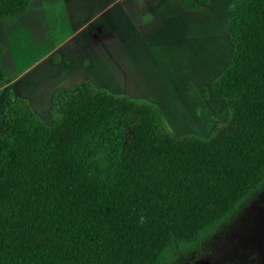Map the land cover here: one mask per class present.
Wrapping results in <instances>:
<instances>
[{
    "label": "trees",
    "instance_id": "obj_1",
    "mask_svg": "<svg viewBox=\"0 0 264 264\" xmlns=\"http://www.w3.org/2000/svg\"><path fill=\"white\" fill-rule=\"evenodd\" d=\"M32 2L0 0V22ZM208 4L183 0L190 12ZM227 19L231 61L212 91L229 119L210 139L173 136L157 105L88 81L56 92L48 125L5 101L0 264H163L264 187V0H233Z\"/></svg>",
    "mask_w": 264,
    "mask_h": 264
},
{
    "label": "crops",
    "instance_id": "obj_2",
    "mask_svg": "<svg viewBox=\"0 0 264 264\" xmlns=\"http://www.w3.org/2000/svg\"><path fill=\"white\" fill-rule=\"evenodd\" d=\"M232 1L209 0L208 6L204 7L203 10L190 12L184 8L183 0H178V6L180 2L182 4L181 8L177 6L180 14L176 17L178 20H173L175 18L170 15V10H168L170 7L166 0H33L29 10L22 17L0 22V44L4 47L1 64L11 80L9 85L1 89L2 110L4 111L5 101L15 102L21 99L28 102L31 109L42 121H46L47 110H52L56 92L80 87L85 81L90 82L99 90L108 89L107 81L101 83L97 78L102 74L108 77L113 76L115 79L117 46L120 45V50L124 53L131 54L134 48L135 50L143 49L145 45L146 51H148L149 46H153L155 50L152 52V62L143 57L145 65L154 67L153 72L158 73L159 83L164 88L165 85L171 88L168 92L170 97L168 101L171 102L175 98L179 100L183 104V113L185 114L184 110L189 111L190 109L187 101L193 100V96L199 88H193L192 81L190 83L188 80L191 78L192 70L188 69V73L186 68L185 78L180 81L181 86L178 87L171 75L163 69V64L160 62L165 50L169 49L166 44L171 43L170 48L174 49L173 40L176 38V41H179L181 33H183L185 44L194 40L196 35L194 18L207 8L226 6L223 15L228 21V10L231 5L228 7V3H232ZM207 19L210 20L211 24L204 22V30H206L205 27L211 29L212 39L209 42L211 47L208 57L212 58L213 53H215L216 59L214 65L209 66L210 72L203 69L201 75L215 73L224 53L223 48H220L217 42L218 26L212 24V22H218V19L216 16H209ZM227 28L229 32V26ZM27 32L29 39L34 40L33 49L31 44L29 46L24 44L26 50L22 51L18 47H20L23 33ZM11 34L15 43L11 53H9L8 45H10L9 36ZM39 40L48 41V47L38 46L36 49ZM175 47H179L176 50L181 51L182 55L185 56L184 61L189 60V51L186 48L180 50V44H176ZM142 49L134 52L137 54L136 60L139 63V57L143 54V52L141 53ZM37 50H40L39 55H37ZM144 54L148 53L145 52ZM20 58L24 61L23 63L26 62L28 65L21 67ZM124 65L126 66V64ZM137 65L139 68L141 67L142 71L141 63L140 66ZM185 66L188 67L186 62ZM125 69L126 74L131 69L128 77L132 80L133 73L136 72L134 65L130 69L129 66H126ZM42 71L45 72V77L41 73ZM37 73L41 74L38 75ZM192 74L194 78L198 77L196 73ZM164 79H168L169 82H165ZM113 92L116 94L123 93L132 99H143L145 102L157 105L163 111L167 131L168 125L173 129L172 119L176 118V115L170 116V113L167 112L166 103L160 97L151 94L147 96L145 93L140 95L132 89L129 90V88H125V91ZM213 99L222 106V101L218 100L216 96ZM2 112L0 111V114ZM192 114L187 113L183 116H193L194 120L197 119L198 115ZM200 119L198 123L195 120L198 127L207 128L203 127L204 124H201ZM49 123L45 124L48 125ZM211 127L214 128L213 124L210 125ZM172 132L175 133L176 131L173 129Z\"/></svg>",
    "mask_w": 264,
    "mask_h": 264
},
{
    "label": "rangeland",
    "instance_id": "obj_3",
    "mask_svg": "<svg viewBox=\"0 0 264 264\" xmlns=\"http://www.w3.org/2000/svg\"><path fill=\"white\" fill-rule=\"evenodd\" d=\"M166 1L170 7L168 9L170 10V15L175 18L173 20H178L176 17L178 14H180L178 7L182 6L181 2L178 6V0ZM230 4L231 2L228 3V7ZM225 8L226 6L207 8L202 13L196 15L194 18L196 35L194 40H190V43L185 44L182 36L183 33H181L179 41H176V38L173 40L174 49L170 48L172 46L171 43L166 44L169 49L165 50V54L162 56L160 62V64H163V69L171 75L173 81L175 80V82L178 84V87L181 86L180 81L184 80L185 78L186 68L188 73V69L190 71L192 70V79L189 78L188 80L190 83L192 81L193 88H199L193 96V100L189 99L190 101H187L189 103L188 105H190L188 108L190 109L189 111L184 110L185 114L183 113V104L179 100L175 98V100L171 102L168 101L170 99L168 92H170L171 88L166 87V85L164 88L159 83L158 73L153 72L154 67L145 65L143 57L149 59L152 62V52L155 51L153 46H149L148 51H146L145 45L143 49L141 48V53L143 52V54L139 53L141 54L139 61L143 68L142 71L141 67L139 68L137 65L139 64L140 66V63L136 60L137 54L134 53L141 49L139 48L138 50H135L134 48L131 54H127L126 52L124 53V51L120 50V45L119 47L117 46V67L114 72L115 79L113 76L108 77L103 76L102 74L97 78L101 83L107 81L109 84V88L103 90L111 92L115 95L125 96L123 93L116 94L113 91H125V88H129V90L132 89L135 93L140 95L145 93L147 96L149 94L158 96L166 103L167 112L170 113V116L176 115V118L172 119V128L176 132H172L173 129H171L170 125H168V131H171L173 133L172 135H175L176 137L195 136L205 140L210 139L213 135L214 128L219 124L227 123L229 119V109L226 102L223 101L218 95L213 93L211 89L213 84L212 81H215L220 77V73H222L229 66L231 61L232 46L229 42V32L227 28L228 21L225 20L223 15ZM214 15L216 16V19H218V22H212V24L216 27L218 26L217 30L219 33H217V42L219 47L223 48L224 53L221 56V60L219 54L220 65L215 73L201 75L203 69L204 71H209V66L214 65L216 59L215 53L212 55L214 58L208 57L211 47V43L209 42L212 41L210 34L211 29L205 27L206 30H204V22L211 24L210 20L207 18L209 16L215 17ZM9 37L10 45H8V49L9 53H11V49L13 48L15 40L12 34ZM33 41L34 40L29 39L28 32L23 33L22 41L20 42V47L18 48H20L22 51H25L26 46L31 44L33 49ZM24 44H26V46ZM48 44V41L39 40L37 41L36 49L38 46L47 48ZM176 44H180V50L186 48L189 51V60L184 61L185 56L182 55L181 51L176 50L179 49V47H175ZM145 52L148 54H144ZM39 54L40 50H37V55ZM16 56L19 55L16 54ZM20 60L21 67H23V65H28L26 62L23 63L24 61L21 58ZM185 62L187 63L188 67L185 66ZM124 64L129 66V69L132 65H134V70L136 72L133 73L134 77L133 79L131 78L132 80H130L128 77L131 69L128 70L126 74V66ZM41 73L44 74L45 77V72L42 71ZM192 73H196L198 77L194 78ZM37 74L40 75L39 73ZM164 80L165 82H169L168 79ZM147 83H149L148 86ZM215 96L218 100L222 101V106L219 102L213 99ZM134 100L145 101L143 99ZM218 108L220 109L219 111L217 110ZM0 109L2 112L3 102L0 103ZM187 113H193L192 115L195 114L196 116L201 115L202 117L197 116V119L195 120L198 123L199 118H201V124H204L203 127L207 128H201L202 126L198 127L193 116L184 117L183 115H186ZM46 116V121H43L45 123H49V121L52 119L51 109L47 110ZM211 124H213L214 128H210ZM0 134H3L1 127ZM163 264H264V187L257 190L250 199L245 200L232 214V216L217 229L216 232H214L211 236L206 237L203 240L200 248H196L194 246H183L171 256H169L166 262Z\"/></svg>",
    "mask_w": 264,
    "mask_h": 264
}]
</instances>
